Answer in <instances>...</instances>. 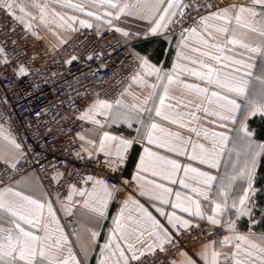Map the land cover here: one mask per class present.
Masks as SVG:
<instances>
[{"label":"crops","instance_id":"1","mask_svg":"<svg viewBox=\"0 0 264 264\" xmlns=\"http://www.w3.org/2000/svg\"><path fill=\"white\" fill-rule=\"evenodd\" d=\"M11 2L13 3L11 10L19 7L38 8L34 6L35 4L40 5L39 9L44 8L45 11L41 14L37 13L33 20L45 30L44 25H61L54 31L55 34L50 33L49 30L47 33L49 39L51 37L56 41L55 44L66 39L70 33V30L66 32L63 25L73 28L81 27L80 20L96 27L113 24L122 30L120 34L126 42L131 43L132 51L136 56L146 54L151 65L161 68L173 78V82L168 84L167 79L157 80L155 74L147 75L141 67L140 72L118 99L121 101L119 107L115 105L117 100L97 98L87 106L84 112L85 114L89 109H95L91 113L92 118H85L94 126L82 136L83 139H80L84 153L89 156L103 154L112 170L121 171L125 181L136 182L134 192L126 193L121 203L116 202L117 188L95 176L91 177L87 184L72 186L64 199L49 195L35 173L22 176L13 184H0V193H3L2 199L6 206L25 215L31 213L30 219L33 223L29 225L21 222V226L41 237L40 247L43 248L47 259L37 256V261H43V264H49V261L50 264H63V261L69 257V249H71L72 254L81 261V264H100L101 261L105 264H124V258L119 254L120 248L124 249L125 255L130 258L132 252H136L137 255L141 251L145 254L149 253L148 245L153 246V251L160 249L161 241L164 239V233L141 211V205L173 233L176 228L173 229L168 225L166 217L161 216L156 211L157 208H162L166 213L175 212L177 216L190 220L192 225L202 221L180 209L171 207L172 203L177 202L176 192L180 193L182 204L186 203L189 197L194 201L199 200L201 212L205 216L203 221H207L206 217L212 215L211 208L223 199L220 192L226 191L228 206L224 214L218 218L221 220L220 225H224L227 230L229 221H235V228L228 230L229 233L226 235L228 239L225 240L224 237L219 241L206 243L196 248L193 253L181 252L174 264H187L188 259L195 261V264H206L204 253H207V264H211L213 252L219 254L217 264H264V231L254 228L258 224V220L254 218V209L255 178L259 159L253 180L255 192L249 193L247 202V207L252 209V214L238 216L232 203L236 201L237 208L240 207L239 198L248 185L246 180L238 178L232 181L230 187L228 186L227 163L238 143L242 141L237 138L239 122L233 123L219 118L228 116L230 113L226 107H221L224 101L213 97L211 93L215 91L221 96L235 98L241 105L244 104L245 97L237 96L215 84L210 85L206 79L195 75V73H201L206 76L208 68L211 67L221 80H225L232 75L233 69H241L251 73V76L247 77L248 93L255 94L264 68V35H261V32H264V16L260 15L264 12V6L255 4L254 0H233L229 5L203 16L207 17L203 23H201L203 18L201 17L196 26V33H191L189 30L183 36L186 39H182V37L174 38L169 32L171 24L167 20L163 22L167 27L162 25L156 34H152L151 29L156 26L155 22L159 19V14L150 7L155 0H110V3H117L121 7L128 6L126 11L119 15V19L114 18L119 9H113L110 4L102 3L101 0H11ZM73 5L83 6L84 11H80ZM241 7L252 8L257 15H252L248 11L240 12ZM225 11L227 19H217L214 15L217 12L225 15ZM86 12H92L94 15L87 16ZM106 12H112L113 16L105 15ZM237 15L240 16V23L236 21ZM97 16L100 17L99 20L96 19ZM109 20L111 24L106 23ZM205 24L207 27L204 26ZM224 28L227 32L217 30ZM123 32L130 35L124 36ZM129 36H131L130 40L127 38ZM229 41H235V43ZM236 61H242L243 64H238ZM244 64H250L252 67L245 68ZM176 65L179 67H174ZM153 84L159 85L155 89V96L152 95L151 85ZM185 84L208 88V92L205 94L187 89L184 87ZM164 85H167L168 92L160 116H157L154 110L151 114L146 110L137 111V109L160 107L159 96L164 95ZM146 99H148L147 104ZM102 100L112 103L113 109L96 108L97 102ZM98 111L104 114L97 115ZM125 113L130 114L128 122H125L123 115ZM236 117L239 121L241 113L237 112ZM251 118V116L248 118L247 124ZM93 120H99L100 124L97 125ZM129 122L132 127L128 126ZM153 123L157 125L156 129H151ZM0 128L4 130V135H0V161L13 164L23 153L22 143L8 124L0 123ZM149 131L156 143L149 144L147 139ZM214 132H223L229 137L222 152H219L218 138L212 136ZM104 133L116 139H105ZM5 136L9 138L6 139ZM240 136L243 137V133H240ZM10 139H14L21 147L17 149L10 143ZM102 140L103 152L99 151ZM121 140L132 141L127 152H123ZM214 140L217 141L215 148ZM161 144L163 147L160 146ZM200 145H203L209 153L219 152L217 168H211L207 163L200 162V159L205 157ZM173 148L176 151L169 150ZM145 149L154 153L155 156H147ZM181 152L184 154L181 155ZM118 154H122L124 159H119ZM193 156L196 159H192ZM156 157H164L165 161L175 160L181 168L179 171L172 172L169 165ZM184 167L195 168L198 172H206L217 179L212 182L209 190L201 183L202 178L195 173L189 172L185 175ZM166 171L171 174L169 178L164 179L161 173ZM181 180L187 187L180 184ZM95 181L103 183L96 184ZM222 182L225 185L223 189ZM104 185H107L110 196L104 191ZM157 185L171 188L172 193L164 194L163 189L158 188ZM193 189L207 191L208 199L197 196ZM81 191L84 195H80ZM16 192L44 204L45 207L35 208L34 205L14 195ZM160 195H164V198L169 200V204L165 205L159 199H154ZM49 203L52 204L54 215L48 211ZM191 207L195 211V205ZM101 211L103 215H100ZM68 214H74L77 218L79 226L75 232H70L64 224V217ZM37 220L39 223L36 222ZM117 221L120 224V231H116ZM0 222H4L0 223V227L14 229L12 218L3 212H0ZM93 233L96 235L94 236ZM110 240L112 241L110 247L105 249L104 245ZM117 243L120 248H117ZM129 244L132 245L131 250H128ZM132 261L129 259V263Z\"/></svg>","mask_w":264,"mask_h":264},{"label":"built area","instance_id":"2","mask_svg":"<svg viewBox=\"0 0 264 264\" xmlns=\"http://www.w3.org/2000/svg\"><path fill=\"white\" fill-rule=\"evenodd\" d=\"M232 1L187 0L185 18L175 17L182 22L171 23L169 32L181 38L201 17ZM0 46L5 49L0 54V123L8 124L23 146L17 162L0 161V184L35 173L49 195L64 199L72 186L87 184L88 177L95 176L119 189L116 202L121 203L126 193L134 192L136 182L125 181L121 171L112 170L103 154L84 153L80 139L94 125L80 117L97 98L118 100L140 72L141 60L131 43L115 28L92 26L78 27L55 44L42 26L29 29L1 7ZM73 55L77 60L66 63ZM21 65L26 76L18 75ZM64 224L70 232L79 226L74 214L65 216ZM196 224L198 228L178 226L164 251L146 253L129 264H174L181 252L193 253L229 233L224 225L203 220Z\"/></svg>","mask_w":264,"mask_h":264},{"label":"snow or ice","instance_id":"3","mask_svg":"<svg viewBox=\"0 0 264 264\" xmlns=\"http://www.w3.org/2000/svg\"><path fill=\"white\" fill-rule=\"evenodd\" d=\"M102 3L105 4H110V7L113 9H119V12L115 14L114 18L119 19V15L124 13L126 11V8L128 7L125 5L124 7H121L117 3H110V0H101ZM255 4H259L261 6H264V0H254ZM35 7H40L39 4H35ZM0 7L6 8L9 11L13 8V3L11 0H0ZM73 7L79 8L80 11H84L83 6L80 5H73ZM150 7L154 8L155 13L159 14V19L155 22L156 26L151 29L152 34H156L158 29L161 28L163 25L164 27H167L166 24L163 22L165 20L168 21L169 24L171 23H181L182 20H173L174 17H181L185 18L186 13L185 9L190 7V3H186L185 0H155L154 4H151ZM41 11L43 12V9L41 8ZM248 11L252 15H257L255 11H253L252 8H240V12H245ZM20 12L24 13V8H20ZM87 16H93L94 14L92 12H86L85 13ZM25 15H30L28 13H25ZM105 15L107 16H113L112 12H106ZM217 19H227L226 11L225 15H221L220 12L214 13ZM260 15L264 16V12L260 13ZM16 19H22V17H16ZM74 19V18H73ZM96 19H100L99 16L96 17ZM207 17L201 18V23L206 20ZM236 21L237 23H240V16H236ZM81 27L85 28H92V24L86 23L84 20L79 21ZM106 23L111 24V20L106 21ZM207 27V25H204ZM28 28H31V24L28 25ZM218 31H223L227 32V29H217ZM255 31V29H253ZM117 32H121L122 30L119 28H116ZM191 33H196L197 28L192 27L190 29ZM124 36H128L129 33L123 32L122 33ZM261 35H264V32H261ZM182 39H186V37H183ZM230 43H235V41H229ZM15 43V41H13ZM255 51V49H252ZM5 53V49L3 46H0V54ZM138 58L141 60V67L146 71L147 75H156L157 80H164L167 79L168 84H171L173 82L172 76L167 73L162 71L161 68H158L154 65H151L146 58V54L143 56H138ZM88 59L91 60L92 56H88ZM75 60H77V57L75 55L72 56L71 60L66 61V63H72ZM7 62V60H5ZM238 64H243L242 61H236ZM245 68H251L252 65L250 64H244L243 65ZM174 67H179L178 65ZM18 75L19 76H26L28 73L26 69L24 68L23 65H21L18 70ZM195 75L201 77L202 79H206L208 84L212 85L215 84L221 88L227 89L228 92L235 93L237 96H244L245 97V102L243 105L240 103H237V100L235 98H229L227 95L221 96L218 92L213 91L211 95L213 97H216L218 100L224 101V104L221 105V107H226L227 111L230 113L228 116H220L219 118L224 121H231L233 123L239 122V129L237 130V138L238 139H244L247 140L248 143L246 145L247 151L244 153V161H243V166L236 168L235 165H233L234 168V174L231 175L228 178V186H231L232 181L236 179H244L247 181V188L244 189L243 195L239 198V205L240 207L237 208L236 201H233L232 207L236 209L237 215L242 216V215H251L252 214V209L247 207V202L249 200V193H254L255 189L253 188V180H254V174L255 170L257 168V163H258V157L264 153V144L258 145L257 147L259 148V152L253 150L252 144H251V137L254 135V133L249 129L247 120L248 118L255 117V116H260L261 118H264V80L261 81L262 87L260 89V92L258 95L256 94H249L248 93V85H249V80L247 77L251 76L250 72L247 71H241V69H233L232 70V75L228 77L225 80H221L218 74L214 73V70L209 67L208 68V74L204 76L201 73H195ZM159 85L153 84L151 85L153 89L152 95L155 96L156 92L155 89ZM185 88L187 89H193L199 93H207L208 88H201L193 84H185ZM164 89V95L159 96V102H160V107H149L147 109H137V111H148L149 114L154 110L155 114L157 116L161 115V108L164 106V101L165 98L167 97V92L168 88L167 85L163 86ZM145 103H148V99L145 100ZM153 101V105H154ZM115 105L119 107L121 105V101L117 100L115 101ZM114 105L112 103H109L106 100L98 101L96 108L98 109H107V110H112ZM95 111V109H89L87 113L82 115L80 118L85 119V118H92L91 113ZM240 112L241 117L239 121L237 120L236 113ZM97 115H103L104 112L98 111L96 112ZM125 117V122H128V117L130 114L125 113L123 114ZM214 115H216L214 113ZM136 119L139 121V118L136 117ZM167 119V117H165ZM94 123L97 125L100 124L99 120H93ZM143 123L142 121H140ZM175 122V121H173ZM102 126V125H101ZM129 127H132L131 123H128ZM157 125L155 123L151 124V129H156ZM194 131V129H193ZM240 133H243V137L240 136ZM0 135H4V130L0 128ZM205 136H207V133H205ZM212 136L214 138H218V143H219V152H222L224 150V144L225 142L228 141L229 137L223 133V132H214L212 133ZM6 139L9 137L5 136ZM104 138L105 139H113L115 140L116 137H109L108 133H104ZM179 138V137H178ZM83 139V137H81ZM147 139L149 144L156 143V141L153 140L152 133L149 131L147 134ZM10 143L14 144L17 149H19L21 146L20 144L16 143L14 139H10ZM121 145L123 146V152H127L128 148L131 147L132 141L131 140H121L120 141ZM217 141L214 140V148L216 147ZM163 147V145H160ZM194 148L196 147L195 145L193 146ZM201 150L205 153V157L200 159L201 163H207L211 168H217L219 164V152L213 151V152H208L207 149H204L203 145L199 146ZM170 151H176V149H169ZM99 151L103 152L104 151V143L103 140L101 141L100 144V149ZM145 153L147 156H155L154 153L149 152L148 149H145ZM181 155L184 153L181 152ZM105 155H110V153H105ZM240 153H237V156L239 158ZM119 159L123 160L124 156L122 154H118ZM156 159L160 161H164L167 165L170 166L172 172L179 171L181 168V165L178 164L175 160H166L164 157H156ZM192 159H196L195 156L192 157ZM12 167H15V165H12ZM183 171L185 175H187L189 172L195 173L197 176L201 177V183H203L209 190L212 187V182L217 179V177L212 176L206 172H198L197 169L195 168H189V167H184ZM155 174V173H154ZM170 172H165L161 173L162 177L164 179L169 178ZM91 177H88V180H91ZM96 184H101L103 183L102 181H95ZM175 183V181H173ZM180 184L184 187H187L186 184H184V181L181 180ZM158 188L163 189L164 194H171L172 189L164 187L163 185H157ZM225 187L224 183H221V188L223 189ZM117 191L119 189H116ZM7 191H12L11 189H7ZM104 191L110 196L111 193L108 190L107 185H104ZM193 191L196 193L197 196H202L205 200L208 199V193L207 191H200L199 189H193ZM142 195L144 193H141ZM14 195L19 196L22 201H27L28 204L34 205L35 208L37 209H43L45 207L44 204L38 203L36 200L31 199L28 196H22L21 193L16 192ZM80 195H84V192L81 191ZM177 202L172 203L171 207L173 209H180L184 213H188L190 216L198 218V219H205V216L201 212V205L199 200H192L190 197L187 199L186 203L182 204L180 202V193L176 192L175 193ZM220 196L223 197V199L220 202H216L215 206L211 208L212 215H208L206 217L208 223L214 226H218L221 224V220L218 218L219 216H222L224 214L225 209L227 208L228 204V196L226 191H221ZM3 193H0V212H3L6 215H9L12 218V222L14 224V229L12 228H3L0 227V264H43V261H37V256L40 257H45V252L42 247H40L41 243V237L34 235L31 231L26 230L24 227L21 226V222L27 223L31 225L33 223L32 219H30L31 213L28 215H25L23 213H20L16 210H14L10 206H6L5 203L3 202ZM154 199H159L162 204H169V200L164 198V195H160L157 197H154ZM195 205V211H193L191 205ZM19 207H22V205H19ZM48 211L50 214L54 215L53 213V208L52 204H48ZM141 211L145 213L147 218L156 226L160 229L162 233H164V239L161 241V246L160 250L164 251L163 244L164 243H170L171 242V231L168 227H165L163 224H161L150 212L147 211V209L143 208V206H140ZM156 211L161 215L165 216L167 219L168 225L171 226V228L175 229L178 226L182 227L184 229H189L191 227H199V224L192 225L190 220L188 219H183L180 216H177L175 212H168L166 213L162 208H157ZM100 215H103V212H100ZM39 223V220L36 221ZM4 223V222H0ZM235 228V221H229L228 224V230H232ZM116 231H120V224L119 221L116 222ZM95 236L96 234L93 233ZM115 235V233H114ZM122 238V237H121ZM159 238V235H158ZM228 238L225 237V240ZM112 241L110 240L109 243L104 245V248L107 249L110 247ZM128 250H131L132 245L129 244ZM117 248H120L119 244L117 243ZM148 250L149 252L153 251V246L148 245ZM119 254L122 258H124V264H129V259L133 261H138L141 256L145 255V252L141 251L139 255L136 254V252H132L131 257H127L125 255V250L120 248ZM204 258L207 264V253H204ZM218 253L213 252L212 253V261L211 264H217V258H218ZM47 259V257H45ZM227 259V257L225 258ZM69 261H71V264H81V261L76 259V256L72 254V250L69 249V257L66 258L63 261V264H69ZM50 264V261H49ZM100 264H105L104 261H101ZM187 264H195V261L188 259Z\"/></svg>","mask_w":264,"mask_h":264},{"label":"rangeland","instance_id":"4","mask_svg":"<svg viewBox=\"0 0 264 264\" xmlns=\"http://www.w3.org/2000/svg\"><path fill=\"white\" fill-rule=\"evenodd\" d=\"M21 1V0H20ZM20 8L21 7H19V8H16V9H13V10H11L10 12L14 15V16H16V17H22V19H19L22 23H24V24H26L27 26L29 25V24H31V27H33V26H36V25H38L37 23H36V21L35 20H33L35 17H36V14L37 13H43L42 11H41V8L39 9V8H27V7H23L24 8V13H21L20 12ZM43 9V11H45V9L44 8H42ZM25 13H28V14H30V15H25ZM31 20V21H30ZM33 20V21H32ZM99 26H101L100 28H116L115 27V25H99ZM44 27L46 28V31H47V33L49 32V31H51L50 33H54V31L55 30H57V29H59L60 27H61V25H58V24H50V25H44ZM65 30H66V32H67V30L69 31H72V30H74V29H76V28H78V27H76V28H73L72 26H69V25H63L62 26ZM70 28V29H69ZM72 29V30H71ZM49 30V31H48ZM69 31V32H70ZM55 34V33H54ZM130 35V34H129ZM49 36V35H48ZM133 36V35H132ZM130 37L131 36H129V37H127L129 40H130ZM50 42H52V43H56V41H54V40H52L51 39V37H50ZM262 80H264V68H263V71H262V73H261V78H260V81H259V85H258V88L256 89V91H255V94L256 95H258L259 94V92H260V89H261V87H262V84H261V81ZM251 139V144H252V148H253V150H255V151H257V152H259V148L257 147L258 145H261V144H259L258 142H256L255 140H254V135L250 138ZM247 143H248V141L247 140H244V139H242V141L240 142V143H238V146L236 147V149L234 150L235 152H233L232 153V155L229 157V159H228V163H227V170H228V174H227V181H228V178L231 176V175H233L234 174V168H233V165H235L236 166V168H239V167H242L243 166V161H244V153L247 151V147H246V145H247ZM237 153H240V155H239V158H238V156H237ZM260 157V156H259ZM259 157H258V159H259ZM59 177H57V179H58Z\"/></svg>","mask_w":264,"mask_h":264},{"label":"trees","instance_id":"5","mask_svg":"<svg viewBox=\"0 0 264 264\" xmlns=\"http://www.w3.org/2000/svg\"><path fill=\"white\" fill-rule=\"evenodd\" d=\"M248 127L254 133V140L259 144H264V118L252 117L248 121ZM255 188L254 218L258 220V224L254 228L258 231H264V153L259 157Z\"/></svg>","mask_w":264,"mask_h":264}]
</instances>
